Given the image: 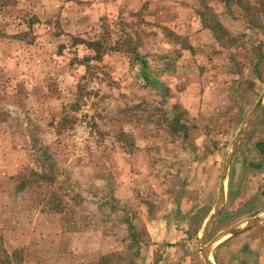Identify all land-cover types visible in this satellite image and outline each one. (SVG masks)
Returning a JSON list of instances; mask_svg holds the SVG:
<instances>
[{
	"label": "rangeland",
	"instance_id": "obj_1",
	"mask_svg": "<svg viewBox=\"0 0 264 264\" xmlns=\"http://www.w3.org/2000/svg\"><path fill=\"white\" fill-rule=\"evenodd\" d=\"M263 3L0 0V247L21 264H173L161 244L183 239L189 264H205L196 241L224 157L264 91ZM261 105L227 174L242 175L244 199L205 245L255 218L242 214L264 185L249 152ZM105 196L116 210L91 204ZM253 227L219 239L232 255L211 248L210 260L256 264Z\"/></svg>",
	"mask_w": 264,
	"mask_h": 264
},
{
	"label": "crops",
	"instance_id": "obj_2",
	"mask_svg": "<svg viewBox=\"0 0 264 264\" xmlns=\"http://www.w3.org/2000/svg\"><path fill=\"white\" fill-rule=\"evenodd\" d=\"M234 89H236V85L234 84ZM263 93V92H262ZM261 93V94H262ZM260 113V111L258 112V114ZM258 114L256 115V117L258 116ZM256 117L253 119V121H255ZM253 121L251 122V124L249 125V127L247 128L246 132L244 133V135L242 136V138L240 139V141L238 142L236 149L234 151L233 156L231 157L232 159V168H235L236 170H240V167H242V165H234V160H236L237 158V152H238V147L241 143V141L243 140V138L245 137V135L247 134L250 126L252 125ZM236 135V134H235ZM235 137V136H234ZM234 139V138H233ZM259 140V139H258ZM256 140L255 143H253L254 145L250 148V153L253 152V154H255L256 157L261 156L260 160L264 159V138H262L260 141ZM233 141V140H232ZM252 144V143H251ZM259 154V156H258ZM248 167H252V164H250ZM260 166H256L255 168H251V169H255V171H259ZM262 173V176H264V169L260 170ZM228 180V185L229 186V191L225 192V202L223 204V206L221 207V209L219 210L218 214L216 215V217L214 218V220L222 213L221 211H223L225 208L228 207H232V205H236L237 201H241L244 199L243 197V193L240 189V185L242 184V175L241 177L238 176L237 174H232V176H229L227 178ZM252 182V180H251ZM264 183V182H263ZM247 184V183H246ZM253 194V193H251ZM253 197H251L252 200ZM217 200V197H216ZM236 201V202H234ZM216 203V201H215ZM253 204H251L252 207H250V211L249 214H242L245 217H249V216H254V217H264V185L263 188L261 189V196L257 197L255 199L254 202H252ZM215 204H213L214 207ZM228 206V207H226ZM213 209V208H212ZM247 212V211H245ZM251 213V214H250ZM213 220V222H214ZM245 221V220H244ZM239 224H242L239 223ZM243 226V225H242ZM231 228V227H230ZM260 230V231H259ZM251 232H260L259 237L261 238L260 240V246L258 245L257 241L251 240L250 241H246L244 243V248L246 249L245 251L252 254L253 256L256 255L255 257L257 258L256 260V264H264V220L256 225H254L253 229H251ZM248 234V233H247ZM259 239V238H258ZM193 240H183L181 242H178L176 245L171 246V245H167L162 243L161 246L163 247V254H165L164 256L160 257L162 261H167L169 262V257L173 258L171 260V263H177V264H189L190 260H193L195 263L197 262L195 255V246H193L192 243ZM197 243V241H196ZM209 244V243H208ZM222 243H218L216 246L213 245L212 248L215 251V249L218 251L220 250L221 252H224V254L228 253L230 256L232 255V241L228 242L227 244L221 245ZM195 245V244H194ZM176 252H180V255L176 254ZM171 256H168V254H171ZM220 254V253H219ZM218 254V255H219ZM258 255V256H257ZM200 256L199 255V259L200 260ZM221 255H219L220 257ZM202 258V257H201ZM203 260V258H202ZM204 261V260H203Z\"/></svg>",
	"mask_w": 264,
	"mask_h": 264
},
{
	"label": "water",
	"instance_id": "obj_3",
	"mask_svg": "<svg viewBox=\"0 0 264 264\" xmlns=\"http://www.w3.org/2000/svg\"><path fill=\"white\" fill-rule=\"evenodd\" d=\"M263 101H264V91L260 95V97L258 98L256 103L253 104L254 106L252 107V109L249 111V113L245 117L244 121L242 122V124L239 128V131L237 132V134L235 135V137L231 143V146H230V149L227 153V156L224 157L225 160H224L223 167H222L220 184H219L218 192H217V200H216V203H215L212 211L209 212L210 214H209L208 218L206 219L205 223L203 224V227L201 229V236L198 238V241H197V246H198L199 252H200L201 257L203 258L205 264H214L212 262V260H210L209 254H210V250H211L212 246L217 241H219V239H221L222 237H225V236L232 235L234 232L242 231L243 229L252 227V226H254V225H256V224H258L264 220V217H255L252 219H248V220L242 222V224H238L234 227H231V228L225 230L216 239H214L212 242H210L208 245L204 244V237L208 231V228L212 224L214 218L216 217V215L218 214L219 210L221 209V207L223 206V204L225 202L226 180H227L229 165L231 162V157L234 154V151L236 149L238 142L240 141V139L242 138V136L246 132L247 128L249 127V125L251 124L253 119L256 117V115L260 111V108L262 106L261 104L263 103Z\"/></svg>",
	"mask_w": 264,
	"mask_h": 264
},
{
	"label": "trees",
	"instance_id": "obj_4",
	"mask_svg": "<svg viewBox=\"0 0 264 264\" xmlns=\"http://www.w3.org/2000/svg\"><path fill=\"white\" fill-rule=\"evenodd\" d=\"M240 6L250 14L262 12L260 7H255V5H251L250 3H247L245 5L240 4ZM260 6L264 8V3L260 4ZM181 129L183 128L181 127ZM90 200L91 204L94 205L97 209L110 207V210L112 211L116 210L115 207L119 206V201L113 196L99 197L98 199L90 198ZM110 210L108 209V211ZM0 264H21V262L16 259L15 255H9L6 251H4L2 247H0Z\"/></svg>",
	"mask_w": 264,
	"mask_h": 264
}]
</instances>
